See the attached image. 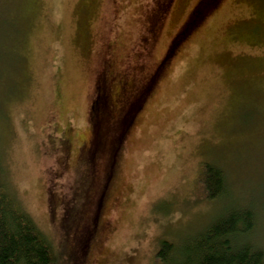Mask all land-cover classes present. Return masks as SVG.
I'll use <instances>...</instances> for the list:
<instances>
[{"label": "rangeland", "instance_id": "obj_1", "mask_svg": "<svg viewBox=\"0 0 264 264\" xmlns=\"http://www.w3.org/2000/svg\"><path fill=\"white\" fill-rule=\"evenodd\" d=\"M202 2L0 0V164L61 264H157L161 241L241 205L264 249V0ZM105 90L121 141L95 163ZM206 163L227 195L205 197Z\"/></svg>", "mask_w": 264, "mask_h": 264}, {"label": "trees", "instance_id": "obj_2", "mask_svg": "<svg viewBox=\"0 0 264 264\" xmlns=\"http://www.w3.org/2000/svg\"><path fill=\"white\" fill-rule=\"evenodd\" d=\"M220 2L222 0H203L201 6L203 4L210 11L215 9ZM158 9L161 13L166 11L165 5ZM191 22L188 23V28L179 34V38L185 37L191 32L189 27L194 26ZM91 112L94 122L103 119L102 107H100L98 99L95 100ZM115 124L110 129L109 126H102V122H100L101 130L93 140V143L96 142L95 147L98 150L105 142L114 138ZM120 141L118 134L114 138V146L118 148ZM92 145L94 146V144ZM89 156L92 159V149ZM200 180L204 186L206 198L215 200L227 195L228 187L225 176L219 167L206 163ZM73 210L67 216L70 227L76 226L78 223L74 218ZM61 227L72 237L73 232L70 227H64L62 223ZM93 227L95 228V224ZM256 227L257 214L252 207L231 206L225 214L214 217L202 230L197 231L191 237H186L184 241L178 242V244L169 240L161 241L156 252L157 264H264V249L247 239ZM87 234L90 235L91 232L85 234L83 229L82 236ZM73 239L77 242L80 240L78 237ZM72 253L69 251L68 254L74 257ZM0 264H61L53 242L10 194L1 164Z\"/></svg>", "mask_w": 264, "mask_h": 264}, {"label": "flooded vegetation", "instance_id": "obj_3", "mask_svg": "<svg viewBox=\"0 0 264 264\" xmlns=\"http://www.w3.org/2000/svg\"><path fill=\"white\" fill-rule=\"evenodd\" d=\"M104 71H105V67H104ZM103 71V73H102V77H101V84H102V82H104L105 84H106V86H105V88L107 87V83H108V81H109V76H108V73L107 72H104ZM105 93H106V90L105 91H102V93L100 94V96H99V105H100V107H102V113H103V119L102 120H100L99 122L97 121V122H94L93 121V127L96 129V133H97V135L99 134V131L101 130V125H100V122H102V126L104 125V126H109L110 127V129H112L113 128V125H114V123H115V121H117V120H115L114 122H112V123H106V120H105V117H108V115L107 114H110V115H112V113H111V110H109V108L112 106V105H114V103H113V101H114V99H109V98H105L104 96H105ZM127 96H128V94H127ZM110 97H111V95H110ZM104 98V99H103ZM103 99V100H102ZM125 102V106H131V103L129 102V100L126 98V100L124 101ZM106 106V107H105ZM121 108H127V107H121ZM122 113V112H121ZM95 143L96 142H94V146L93 145H91L90 146V150L92 149V161L93 162H95L96 163V161H95V157L97 156V154H98V152H99V150H98V148L97 147H95ZM97 148V149H96ZM93 149H94V151H93ZM91 153V152H90ZM89 153V154H90ZM89 154H88V156H89ZM90 157V156H89ZM97 158V157H96ZM104 185H105V183H104Z\"/></svg>", "mask_w": 264, "mask_h": 264}]
</instances>
